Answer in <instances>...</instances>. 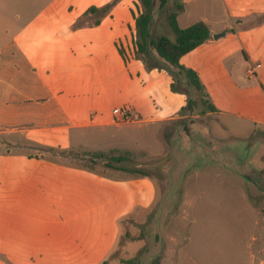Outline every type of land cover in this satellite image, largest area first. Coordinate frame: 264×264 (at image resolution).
<instances>
[{"label": "crops", "instance_id": "crops-1", "mask_svg": "<svg viewBox=\"0 0 264 264\" xmlns=\"http://www.w3.org/2000/svg\"><path fill=\"white\" fill-rule=\"evenodd\" d=\"M114 1L0 0V136L3 146H12L11 151L0 147V264H104L117 245L122 221L156 214L158 187L152 176L112 177L30 157L46 149H143L135 134H100L145 122L137 109H118L100 65L102 59L115 70L116 64L137 60L136 19L143 11L139 0H120L99 16L98 25L75 27L91 8L102 9ZM180 1L185 4L178 17L182 28L204 21L211 30V38L185 55L181 64L195 70L202 82L204 75L219 74L217 68L231 72L225 68L235 52L246 76L255 80L246 90L264 98V0ZM202 3L211 15L194 20L192 8ZM155 23L154 37H168L170 30L167 35L154 33ZM212 105L214 113L226 114ZM241 106L227 114L264 126V118L249 114L261 104L247 101ZM121 112L128 121L120 122ZM97 139L112 143L95 147ZM247 208L259 227L252 241L264 264V196L254 195ZM231 247L217 252L216 260L174 262L251 264L250 259H256L245 255L240 245Z\"/></svg>", "mask_w": 264, "mask_h": 264}, {"label": "rangeland", "instance_id": "rangeland-1", "mask_svg": "<svg viewBox=\"0 0 264 264\" xmlns=\"http://www.w3.org/2000/svg\"><path fill=\"white\" fill-rule=\"evenodd\" d=\"M169 1L165 9L161 10L159 4L155 8L154 33L164 35L170 30L168 37L175 41L174 32L165 22L175 2L180 0ZM209 14L210 9L203 3L196 4L191 11L194 20ZM156 58L155 68L137 59L122 66L115 63V70L100 59L110 96L118 109H137L145 121L100 132L111 136L121 130L123 137L135 134L141 138L143 149L133 150L135 155L123 163L131 172L111 169L106 161H92L81 151L64 157L57 152L48 156L74 166H91L112 177L139 171L154 178L159 198L156 214H140L122 221L120 237L106 264H176L177 259L189 258L216 260V253L231 249L232 243L240 245L245 255L256 256L250 259L251 264L254 260L260 264L257 243L252 241L259 227L247 207L254 195L264 196V126L227 114L243 107L242 102L253 101L261 106L251 107L249 114L264 118L263 96L246 90L255 80L246 76L240 55L235 52L225 68H231V72L217 68L219 74L202 76V83L212 94L209 102L226 112L217 114L196 88L187 85L184 77H176L172 66ZM173 82L180 91H173ZM169 118L175 119L150 120ZM105 143L97 139L94 145L105 147L112 142ZM6 150L11 151L12 146L7 144L1 151ZM164 197L167 202L160 203ZM262 202L259 199L260 205Z\"/></svg>", "mask_w": 264, "mask_h": 264}, {"label": "trees", "instance_id": "trees-1", "mask_svg": "<svg viewBox=\"0 0 264 264\" xmlns=\"http://www.w3.org/2000/svg\"><path fill=\"white\" fill-rule=\"evenodd\" d=\"M120 0H115L112 4L107 5L102 9L91 8L88 12L96 15L95 17L89 18L88 14L84 16L83 19H80L78 23L75 25L76 28H81L86 25H98L100 23L99 16L101 14H107L110 12L111 8L117 4ZM142 4V13L137 17V41H136V51H137V59H142L146 61L151 68H155L157 63L155 62L156 57L161 58L166 64L172 66L175 72V76H181L186 79L187 85L190 87L196 88L203 97L206 103H209V94L206 91V87L200 80L198 73L190 68H187L181 64L182 58L204 44L211 38V30L207 23L204 21H199L194 25L188 28H182L178 22L179 15L185 11V4L181 1L175 2V8L169 11L166 20L168 25L171 27L174 32L176 39L175 41L171 40L167 36H159L154 37L152 34V25L155 20V8L159 4V8L161 10L165 9L169 0H140ZM120 51L124 57H126L125 50L120 47ZM156 53L157 56H154ZM172 89L175 92L180 91V87L173 82ZM193 102H190V106ZM213 111H216L214 105H210ZM1 137V136H0ZM3 141H0V147ZM46 153H39L30 155V157H36L38 159H48L54 161L49 154L52 155L57 152L60 156L65 154H71L73 151L66 150H52L46 149L44 150ZM86 156L89 157L92 161H106L107 167L119 170V171H128L127 168L123 165V163L127 162L129 158L135 155V151L130 149H119V148H111L108 150L95 151V152H83ZM71 165V164H68ZM74 166V165H72ZM82 169H87L92 172L98 173L91 166H75ZM134 175L138 176H146L141 174L139 171H133ZM139 173L141 175H139ZM100 174V173H98ZM103 175V174H100ZM106 264V262L104 263Z\"/></svg>", "mask_w": 264, "mask_h": 264}, {"label": "built area", "instance_id": "built-area-1", "mask_svg": "<svg viewBox=\"0 0 264 264\" xmlns=\"http://www.w3.org/2000/svg\"><path fill=\"white\" fill-rule=\"evenodd\" d=\"M121 114H122V121H128L129 120V116L126 114V112H121Z\"/></svg>", "mask_w": 264, "mask_h": 264}, {"label": "water", "instance_id": "water-1", "mask_svg": "<svg viewBox=\"0 0 264 264\" xmlns=\"http://www.w3.org/2000/svg\"><path fill=\"white\" fill-rule=\"evenodd\" d=\"M225 35V33H223V34H218V35H216L215 37L216 38H220V37H222V36H224Z\"/></svg>", "mask_w": 264, "mask_h": 264}]
</instances>
